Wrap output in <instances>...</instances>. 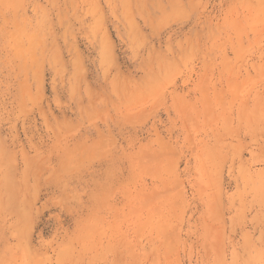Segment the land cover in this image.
Listing matches in <instances>:
<instances>
[{"label":"rangeland","instance_id":"374dc122","mask_svg":"<svg viewBox=\"0 0 264 264\" xmlns=\"http://www.w3.org/2000/svg\"><path fill=\"white\" fill-rule=\"evenodd\" d=\"M0 264H264V0H0Z\"/></svg>","mask_w":264,"mask_h":264}]
</instances>
